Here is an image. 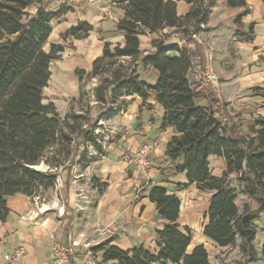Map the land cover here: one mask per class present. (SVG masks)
<instances>
[{
    "label": "trees",
    "instance_id": "obj_1",
    "mask_svg": "<svg viewBox=\"0 0 264 264\" xmlns=\"http://www.w3.org/2000/svg\"><path fill=\"white\" fill-rule=\"evenodd\" d=\"M178 1L192 4L185 16L177 12ZM119 3L125 15L117 28L125 33V43H106L103 55L94 61L90 72L76 71L80 94L70 101L68 112L62 115L53 102L44 103V89L51 76L50 64L60 57L65 45L53 43L49 51L44 46L52 32L51 22L70 8L49 11L48 0H0V219L8 215L9 196L21 193L33 198L53 188L60 172L70 173L75 162L86 158L88 145L101 154L103 143L95 133L97 122L121 110L123 96L137 94L145 105L154 95L164 108L163 126H173L176 131L166 148L172 162L170 173H186L189 182L180 186L196 184L211 193L204 233L220 247L233 246L240 238L243 254L249 259L256 258L257 222L264 211V116L255 117L247 133H239L223 120L220 102L212 90L192 78V73L204 69L206 64L196 62L191 35L201 29V23H207L215 0H210L208 5L204 0H121ZM226 3L229 7L247 6L246 0ZM34 4L39 5L36 13L29 9ZM248 13L247 7L236 17V34L253 41L254 24L247 30L241 29L242 19ZM168 27H175L176 32L187 38L186 45L176 43L165 47L167 34H162L153 41L156 52L144 56L140 36L146 32L159 33ZM92 30V24L81 21L62 37L83 39ZM147 65L159 71L155 86L148 85L139 74L138 69ZM91 78H98L99 83L92 91L94 99L84 105V97L89 94L85 82ZM252 91L254 96L264 99L263 88L254 87ZM201 95L209 98L208 107L197 104L196 98ZM212 155L226 160V170L220 177L212 175L209 159ZM67 161L71 162L69 167L65 166ZM42 164L48 168H38ZM233 174L237 187L230 184ZM93 180L102 192L106 184L95 177ZM239 193L256 198L260 209L253 213L240 212L236 204ZM149 198L165 220L157 230L159 252L153 254L143 246L124 250L114 244L117 237H112L93 248L102 252L97 264H210V255L203 245L187 253L192 235L190 231L186 234L180 230L181 199L158 185L151 187ZM261 257L264 259V242Z\"/></svg>",
    "mask_w": 264,
    "mask_h": 264
},
{
    "label": "crops",
    "instance_id": "obj_2",
    "mask_svg": "<svg viewBox=\"0 0 264 264\" xmlns=\"http://www.w3.org/2000/svg\"><path fill=\"white\" fill-rule=\"evenodd\" d=\"M48 1L49 11L70 8L51 22L52 32L44 46L49 51L53 43L65 45L60 57L50 64L51 76L44 89V103L53 102L58 111L65 115L70 101L80 94V80L76 71L90 72L94 61L103 55L106 43H125V33L117 28L125 11L120 6L121 0ZM209 1L204 0V3L208 5ZM226 1L215 0L205 28L195 33L196 37L191 36L195 41L196 62L202 61L206 66H212L219 77V85L212 92L220 102L223 120L239 133H247L255 117L264 116V99L254 96L252 91L254 87L264 89V2L246 0V7H229ZM38 7V4L30 6V12L36 13ZM247 7L249 13L243 17L241 29L247 30L253 23V41L239 38L236 34L238 26L235 19ZM191 8L192 4L177 2L180 16L188 14ZM81 21L93 25L89 36L64 40L63 34ZM162 34H167L165 47L180 44L184 38L176 32L175 27H168L159 33L146 32L140 36L144 56L156 52L153 41ZM138 71L148 85H156L159 77L157 69L147 65ZM91 80L96 87L98 78L86 81L90 83ZM121 100L124 107L109 115L113 138L109 143H103L101 154L98 155L95 149L94 153L88 152L95 160L78 175L73 169L70 173H60L59 185H55L61 187L58 189L60 195L51 202H41L37 197L21 193L8 197V215L4 220L0 219V264H8L3 255L16 247L25 251L21 264H53L54 243L68 244L73 240L89 243V246L80 245L69 264H97L102 259V252L93 248L106 239H102L96 229L113 222L122 226V234L114 241L115 245L124 250L143 246L157 254L160 250L157 230L163 227L165 220L159 216L156 203L149 198V191L154 185L166 188L181 199L178 217L180 230L186 234L190 231L192 235L187 247L188 254L195 247L203 245L210 255V264H227L233 260L230 253H239L243 260L248 258L241 250L240 238L233 246L220 247L204 233L209 221L211 193L201 190L196 184L180 186L189 182L186 173H170L172 162L168 160L166 148L176 131L173 126H163L164 108L155 96H150L145 105L137 94L123 96ZM196 102L203 107L210 105L205 95L198 96ZM145 143L151 145V166L147 174L139 171L135 163L136 155ZM209 159L212 175L222 176L226 170V160L217 155ZM84 176H87L86 181L78 180ZM94 177L101 184H106L102 192ZM147 179L149 184L136 197L137 189ZM230 184L238 186L236 174L231 175ZM236 204L240 212L253 213L260 209L258 200L246 193H239ZM263 242L264 211L257 222L255 245L258 254L248 264H264L261 257Z\"/></svg>",
    "mask_w": 264,
    "mask_h": 264
},
{
    "label": "built area",
    "instance_id": "obj_3",
    "mask_svg": "<svg viewBox=\"0 0 264 264\" xmlns=\"http://www.w3.org/2000/svg\"><path fill=\"white\" fill-rule=\"evenodd\" d=\"M89 2H95L97 0H87ZM206 23H201V29H204ZM193 37H196L195 33H192ZM187 38H183L182 42L179 44L181 46L186 45ZM192 78L195 82L199 83L202 87L207 89H216L219 85V78L215 69L208 65L204 69H196L192 73ZM135 163L139 171L144 174L148 173V170L151 166V145L145 143L140 151L137 153L135 158ZM149 184L147 182L143 183L136 193V197H139L141 191ZM96 233L102 239H109L112 237H118L122 234V226L116 222L109 223L107 225L99 226L96 229ZM80 245L89 246V243L82 244L78 240H73L70 243L55 242L53 245V264H69L72 256L76 253ZM25 251L21 247H16L10 250H7L4 253V259L8 264H21L24 260ZM227 264H236L234 260H229Z\"/></svg>",
    "mask_w": 264,
    "mask_h": 264
},
{
    "label": "rangeland",
    "instance_id": "obj_4",
    "mask_svg": "<svg viewBox=\"0 0 264 264\" xmlns=\"http://www.w3.org/2000/svg\"><path fill=\"white\" fill-rule=\"evenodd\" d=\"M92 83H93L92 80L90 81V83H88L87 81L85 82V91L89 92V94H88V96L84 97V100H83V103H82L84 105L89 104V102L94 99L93 96H92V89H94L95 86H93ZM76 106L79 109V104H77ZM93 115L95 116L96 112H93ZM109 115H107L102 121L99 119L98 122H97V125H99V126H97V129L95 130V133L98 135L97 137L100 139V143H109L111 141V139L113 138L112 137V121L110 120V116ZM81 148L84 149L83 146ZM85 151H86V158H83V160L75 162L74 165L71 166V167H73L74 173L77 174V175L82 170H84V168L88 164H90V162H91V159L88 158V157H92V156H90L88 152L94 153L95 150H94V148L90 147V145H88V148H85ZM70 165H71V162L67 161L65 163V166L69 167ZM38 168L46 170L48 167L46 165L42 164V165L38 166ZM63 172H60V173L62 174ZM86 178H87V176H84V178H79L78 180L86 181ZM57 185H59L58 180H57ZM58 187L54 186L51 189H48V190H45V191H41L39 193V195L36 196V197L41 202H51L54 198H56L58 195H60L59 192H58V189H60L61 187H59V188ZM62 195L64 196V194H62ZM230 254L231 255H229V256L235 261L236 264H244V263L248 264V262L250 261L249 258L243 260V257L240 256L239 253H236V254L230 253Z\"/></svg>",
    "mask_w": 264,
    "mask_h": 264
}]
</instances>
